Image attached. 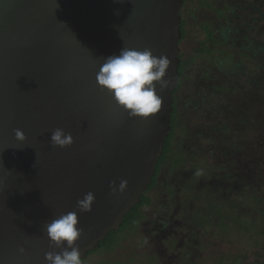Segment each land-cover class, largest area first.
Instances as JSON below:
<instances>
[{"label": "water", "instance_id": "obj_1", "mask_svg": "<svg viewBox=\"0 0 264 264\" xmlns=\"http://www.w3.org/2000/svg\"><path fill=\"white\" fill-rule=\"evenodd\" d=\"M184 2L0 0V264H47L45 253L61 249L45 226L68 212L78 214L86 258L141 203L172 129ZM124 47L172 61V86L157 84L163 106L150 118L129 117L97 84L103 59ZM57 128L71 146H52ZM122 179L127 190L113 195ZM90 191L92 211L80 213Z\"/></svg>", "mask_w": 264, "mask_h": 264}, {"label": "rangeland", "instance_id": "obj_2", "mask_svg": "<svg viewBox=\"0 0 264 264\" xmlns=\"http://www.w3.org/2000/svg\"><path fill=\"white\" fill-rule=\"evenodd\" d=\"M182 20V59L196 60L175 94L171 157L138 223L91 257L98 264H151L145 255L157 264L264 255L234 229L243 217L264 220V0H186Z\"/></svg>", "mask_w": 264, "mask_h": 264}, {"label": "clouds", "instance_id": "obj_3", "mask_svg": "<svg viewBox=\"0 0 264 264\" xmlns=\"http://www.w3.org/2000/svg\"><path fill=\"white\" fill-rule=\"evenodd\" d=\"M172 61L167 55L155 56L150 49L136 50L124 47L119 55L103 59L96 81L102 91H107L116 104L127 112L129 117L150 118L159 113L163 106V97L158 94L157 84L161 92L172 86L168 76ZM17 140H26L22 130L16 129ZM52 146L67 148L74 143L71 133L57 128L51 133ZM128 187L127 180H121L117 187L113 181L110 185L113 195L123 194ZM96 196L88 192L77 202L78 211H92ZM77 212H68L47 223L46 233L50 247L61 249L59 252L45 253L47 264H82V252L76 242L83 235V229L78 227ZM20 253L26 252L23 247Z\"/></svg>", "mask_w": 264, "mask_h": 264}, {"label": "trees", "instance_id": "obj_4", "mask_svg": "<svg viewBox=\"0 0 264 264\" xmlns=\"http://www.w3.org/2000/svg\"><path fill=\"white\" fill-rule=\"evenodd\" d=\"M186 1V0H184ZM181 30H182V38L181 41L186 37V22L182 20L181 23ZM210 36H212V32H209ZM180 41V44H181ZM181 56V54H180ZM196 60V57L190 58L186 61L182 59L181 56V62L179 65V77H180V83L177 85L175 92H174V103H173V112H172V129L169 132V135L166 139L165 146L163 153L161 155V158L159 159L156 173L153 176L152 182L148 185L147 190L143 193L142 195V201L140 204L135 205L132 210L126 215L124 223H122L121 227L117 231H111L107 238L104 241H101V245L97 247L95 250L90 251L87 255L86 258H81L82 259V264H98L97 261H92V256L98 252L99 250H111L115 245L118 243V241L121 239L122 234L127 230L128 227H133L138 223L140 218L142 217V210L141 208L148 205L151 202V198L147 195L148 192L151 190V188L155 185L156 183V178L159 174L160 168L163 164H165L168 159L171 157V149H172V141L175 136L176 132V116L178 112V107L175 99V94L177 91L180 89V86L182 84V77L185 75V70L189 67L191 63H193ZM263 202L262 197H256L255 198V206L256 208H260L261 204ZM264 209V208H263ZM235 222V228L239 232H243L245 234H249L250 239L252 240L251 244L260 248L264 249V220H259L256 218H246L243 217L239 220L234 221ZM200 225V224H199ZM227 231L229 228H226ZM233 230V228H232ZM145 256H150L149 258L152 259L151 264H157L156 257L152 255H145ZM152 256V257H151ZM246 256V255H245ZM241 257L240 255L233 260L231 258H224L221 257L219 258L216 263L214 264H264V255L262 253H258V256L253 260V261H246V257ZM150 259V260H151ZM140 262L145 261V259H138ZM137 262V261H136ZM134 259L128 260V261H106L104 264H134L136 263ZM195 264V263H192Z\"/></svg>", "mask_w": 264, "mask_h": 264}]
</instances>
